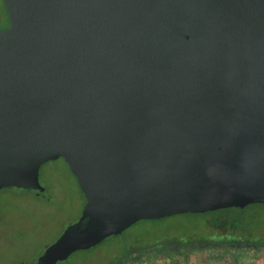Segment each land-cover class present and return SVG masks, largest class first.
<instances>
[{
    "label": "water",
    "instance_id": "95a60500",
    "mask_svg": "<svg viewBox=\"0 0 264 264\" xmlns=\"http://www.w3.org/2000/svg\"><path fill=\"white\" fill-rule=\"evenodd\" d=\"M3 2L0 189L40 192L62 157L87 200L36 264L139 220L264 204V0Z\"/></svg>",
    "mask_w": 264,
    "mask_h": 264
},
{
    "label": "rangeland",
    "instance_id": "374dc122",
    "mask_svg": "<svg viewBox=\"0 0 264 264\" xmlns=\"http://www.w3.org/2000/svg\"><path fill=\"white\" fill-rule=\"evenodd\" d=\"M0 14H3L1 30L9 24L2 0ZM40 181L53 201L38 197L32 190L0 189V264L34 261L47 244L53 242L66 226L78 221L82 214L85 196L64 160L43 164ZM224 215L242 220L244 225L250 226L251 234L264 231V205H252L242 211H223L217 217L221 221ZM203 220L201 215L171 216L157 222L137 223L126 233L156 229L142 236L143 243L167 237H203L210 234ZM116 240L119 241L110 236L95 250L79 251L60 264H85L89 259L90 264H107L118 251L121 253L123 250L121 246L112 245L117 243ZM251 264H264V255Z\"/></svg>",
    "mask_w": 264,
    "mask_h": 264
},
{
    "label": "flooded vegetation",
    "instance_id": "af4514ba",
    "mask_svg": "<svg viewBox=\"0 0 264 264\" xmlns=\"http://www.w3.org/2000/svg\"><path fill=\"white\" fill-rule=\"evenodd\" d=\"M2 3L9 21L8 26L3 28L6 29L10 27V17L3 0ZM2 15L3 14H0V18H3ZM60 159L64 160V162L66 163L68 170L73 174L75 178V182L81 191L77 177L71 171L69 164L64 158L60 157L50 161H56ZM39 183L42 187V190L40 192H38L33 188H29L25 190L34 191V193L38 197H41L48 202L53 201L51 195L46 193L45 187L41 184L40 171H39ZM86 202L87 200L85 197L84 207L86 205ZM252 205H264V204L263 203L249 204L244 207H227L212 211H206L202 213L187 212V213L171 215V216H177V215L180 216V215L191 214V215L203 216L204 225H206L207 228L210 229V234L203 237H199L196 235L190 237H167L164 239L154 240L149 243H143L142 236L148 233L150 234L153 230L156 229L146 230L144 233L141 232L131 233V231L126 233V231H128L130 227H132L137 223L157 222L171 216H167L159 219L139 220L131 224L129 227L125 228L121 232L117 234H111L105 237L100 242L88 248L75 250L67 258L57 261L56 264L67 262L68 259L73 254L79 251L90 252L95 250L110 236L119 239V241L116 240L117 243L114 242L112 243V245L121 246L123 250L121 253L118 251V254L114 256L113 259L111 258V260L107 262V264H251L255 261V259H259L260 256L264 255V231L258 230V233L251 234L252 230L250 229V226L244 225L242 220L238 221L237 219H234L231 216L224 215L225 218L220 221L217 215L227 210L242 211ZM83 210H82V214H83ZM74 223H71L68 226H66L53 242L47 244L44 247L43 251H45L47 247H49L51 244L57 241V239L66 230V228ZM244 246H252L255 252L248 251L247 249L244 248ZM42 252H40L37 258L32 262L19 261L13 264H32L38 259V257ZM90 263H91L90 259L85 261V264H90Z\"/></svg>",
    "mask_w": 264,
    "mask_h": 264
}]
</instances>
